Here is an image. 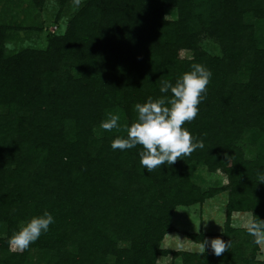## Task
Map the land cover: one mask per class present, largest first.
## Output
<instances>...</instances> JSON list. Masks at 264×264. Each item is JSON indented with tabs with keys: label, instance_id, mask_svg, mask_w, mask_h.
I'll return each instance as SVG.
<instances>
[{
	"label": "rangeland",
	"instance_id": "1",
	"mask_svg": "<svg viewBox=\"0 0 264 264\" xmlns=\"http://www.w3.org/2000/svg\"><path fill=\"white\" fill-rule=\"evenodd\" d=\"M84 1L76 7L73 0H0V29L5 35L1 40L4 56L27 50L31 57L33 87L48 90L57 100L56 110L61 115L62 108H70V113L67 112L63 119V130L66 132L63 139H72L78 126L79 131L86 135L82 149H73L70 145L65 151L72 155L71 171L63 165L59 172L57 167L48 166L44 157V152L48 154L47 149L50 150L54 144L53 140L49 141L52 133L47 131L49 140H43L39 147L33 141L36 136L23 139L18 136L20 132L32 133L30 122L45 117V108L31 103L17 104L9 109L0 104V176L15 175L19 169L26 172L25 179L16 183H8L6 178L0 180V264H140V252L149 258L153 253L155 264H208V260L213 264H244L247 257H252L251 264L264 263V245H256L254 238L243 227L244 221L253 212L232 209L233 197L254 192L243 189L241 179L244 178L236 173L235 164L227 167L226 162L219 161L222 153L217 152L218 158L212 162L198 157L212 147L210 135L203 138V149H197L191 156L179 159L171 166H161L151 173L140 164L141 146L125 151L112 149V140L117 135L126 134L105 131L100 127L106 113L112 111L111 106H117L118 101H122V94L130 92L136 99L133 97V103H125L124 107L123 102L121 106L128 112L124 124L130 125L138 115L135 105L158 96H154L147 80L132 82L128 76L120 77L126 63L123 62V66L116 64L113 57L102 49L107 36L129 35L132 28L129 17L115 19L114 27L101 26L98 19L88 25L87 16L80 14ZM176 15L175 7H164L167 20H175ZM243 20L256 24L258 19L244 16ZM68 31L74 39L71 47L64 50L56 37ZM85 33H89V38L82 43L80 36ZM196 38L174 46L178 60L193 64L197 55L201 54L199 58L208 59L217 66L223 56L218 38L205 32L200 34L199 39ZM171 52L168 47L167 58L172 55ZM238 53V61L244 70L242 76L246 77L250 72L251 56L246 49L243 51L242 45ZM141 63L148 65L145 60ZM225 77L235 82L242 78L239 70L234 69L228 71ZM213 98L209 94L203 102ZM30 99V96L24 98L25 101ZM117 114L121 116L119 112ZM19 118L24 119L22 123ZM13 120L15 124L12 128L3 126L4 121L7 124ZM249 128L250 125L241 129L239 137L232 141V151L223 149L224 154L231 151L246 161L257 158V145ZM262 136L264 138V134ZM259 156L258 160L264 161V151ZM231 169L234 175H231ZM80 173L88 180L78 179ZM74 179L80 180L77 185ZM232 181L240 186L233 189ZM152 184H156L153 197L150 191ZM27 190L37 191L46 198L64 197L78 206L82 218L77 226L67 231L62 246L53 239L48 242L39 237L22 253L9 250L8 240L13 232L19 229L22 222L30 220L28 205L34 204L35 200L23 201ZM167 192H171L174 201L167 197L161 200L163 196L160 195ZM257 199L261 200L260 197ZM161 212L162 217L157 219L156 214ZM159 222L157 229L152 228ZM165 224L170 229L162 232L161 226ZM85 228L100 231L107 237V245L103 248L105 252L99 257L83 254L80 247L77 248L80 242V235L77 234ZM217 236L232 243L231 249L222 256L214 255L210 247L211 239ZM205 239L209 240V245L201 256L196 250ZM146 242L149 250L142 252ZM69 254L71 256L68 257ZM225 255L228 261L223 258Z\"/></svg>",
	"mask_w": 264,
	"mask_h": 264
},
{
	"label": "trees",
	"instance_id": "2",
	"mask_svg": "<svg viewBox=\"0 0 264 264\" xmlns=\"http://www.w3.org/2000/svg\"><path fill=\"white\" fill-rule=\"evenodd\" d=\"M165 6H172L177 9L175 20L165 19ZM80 14L87 16L88 25H92L93 21L98 19L100 20L99 25L106 27L110 25L114 27L115 19L122 20L127 16L129 17L132 25L129 35L125 37L107 36L103 41L102 49L104 53H109L107 55L113 57L116 64L123 66V62L126 63L120 77L127 78L128 76L132 82L147 80L154 96L157 95L158 97L165 95L160 92L161 81L169 80L175 83L180 75L191 70V61H179L176 57L175 45L186 40L193 41L197 36L196 39H199L200 34L204 32L218 38L222 46L223 56L217 62V66L208 59L199 58L201 54H196L197 58L194 62L204 63L212 72L205 100L209 94L213 95L214 98L207 102L201 101L199 115L192 122L185 124L184 127L198 139H203L207 135L211 136L209 143L212 147L205 149V153L198 156L201 160L212 162L218 158L216 157L217 152L222 153L219 161L226 162L227 167L235 164L236 169H238V172H236L237 170L235 172L244 178L241 179L244 185L243 189L254 192L247 196L233 197L232 205L234 208L232 209H247L258 218L264 219V183H260L258 179L259 176L264 175V161L258 160L261 158L259 154L264 151V138L262 136L264 134V0H85ZM244 16H254L258 20L256 24H253L243 20ZM92 31L93 29L91 33ZM4 38V32L0 29V104L8 106L9 109L17 104L30 105L31 103L44 107L45 113L43 115L45 117L35 118L30 122L29 129L32 130V133L20 132L18 136L20 135L19 137L22 139L36 136L33 141L35 146L39 147L43 140H49L46 134L52 133L53 137L49 140L54 142L52 148L50 150L46 148L48 154L43 150L46 163L48 166L51 164L57 167L59 172L63 165L68 171H71L69 167L72 163L70 160L72 155L65 151L69 149L70 145H73V149H82L86 143L85 133L79 131L78 126L72 139H63L66 134L63 130V119L67 112L70 113V108H62L61 115L56 110L57 100L53 99V95L48 90L33 87V70L31 69L29 53L27 50H23L18 54L4 56L1 48V40ZM88 38L89 33H85L80 36V41L85 43ZM73 39V34L69 31L61 37H56L57 42L61 44L64 50L71 47ZM240 45H242L243 51L246 49L251 56L249 59L250 67L248 68L250 75L247 74L246 77L242 76L244 75V70L241 69L243 65L241 66L238 61ZM168 47L172 49V55L169 58L166 56ZM143 60L148 65L141 63ZM233 69L239 70L242 77L237 82L225 77L226 73ZM149 78L150 80H148ZM29 96L31 101H25L24 98ZM133 97L130 92L122 94V101H118L117 106H115L116 104L111 106V112H119L122 116L119 123L124 124L128 113L121 108L123 102L125 107V103L134 102ZM18 120L22 123L21 120L24 119L19 118ZM14 124L15 120L7 124L4 121L3 126L12 128ZM249 125L252 139L257 145L258 155L254 160L246 161L241 160L238 154H233L231 151L232 141L239 137L241 129L246 126L249 127ZM262 140L263 142L260 143ZM61 147H65V150L63 151ZM132 149H136V147ZM223 149L231 151L229 154H224ZM231 175H234L232 169ZM25 176V170L19 169L15 175L0 176V180L6 178L8 183H16L18 180H24ZM78 179H87V176L80 173ZM80 180L74 179V183L77 185ZM155 185H151V197L156 194ZM238 186H240L239 183L232 181L233 189L238 188ZM171 195V192H167L165 195L161 194L160 197L163 196L161 200L164 197L173 200V195ZM24 197L23 201L35 200L34 204L28 205L31 211L30 219L33 216L42 215L45 209L53 215L54 223L49 226L46 233L40 236L48 242L53 239L54 242L61 245L66 239L67 231L71 227L77 226L82 218L76 203L69 202L64 197L47 196L46 198L34 190H27ZM257 197H260L261 200L259 201ZM149 199L152 200L153 198ZM160 211H163L162 207H160ZM156 215V218L160 219L163 213ZM159 224L160 222L153 224L152 228L157 229ZM161 227L162 232L170 229L167 224ZM77 235H80L77 248L80 247L83 254L99 257L105 252L103 248L107 245V237L102 232L85 228ZM142 250V252H148V242L143 245ZM140 256H142L140 264H155L153 253L151 258L141 252ZM223 258L228 261L226 255ZM251 258H245L244 264H251L253 261ZM208 264L213 263L208 260Z\"/></svg>",
	"mask_w": 264,
	"mask_h": 264
},
{
	"label": "clouds",
	"instance_id": "3",
	"mask_svg": "<svg viewBox=\"0 0 264 264\" xmlns=\"http://www.w3.org/2000/svg\"><path fill=\"white\" fill-rule=\"evenodd\" d=\"M73 2L79 7L82 0ZM211 77L212 72L208 68L200 63H193L191 70L180 75L175 83L169 80L161 81L160 92L165 95L155 99L149 97L146 102L137 103L135 110L138 115L130 125L125 123L121 126L119 114L106 113L100 127L105 131L115 130L117 133L122 131L126 134L117 135L112 140V149L125 151L141 146L140 164L149 173L164 165L171 166L179 159L191 156L197 149H203V139L194 137L184 125L199 115V105L206 97ZM258 179L260 183H264V175ZM53 223L54 217L46 209L42 215L22 222L8 240L9 250L24 252L46 233ZM243 227L254 238L256 245H264V219L252 214L244 221ZM207 245L209 240H203L196 250L197 253L204 255ZM210 247L214 255L222 256L231 249L232 243L231 240L225 241L217 236L211 239Z\"/></svg>",
	"mask_w": 264,
	"mask_h": 264
}]
</instances>
